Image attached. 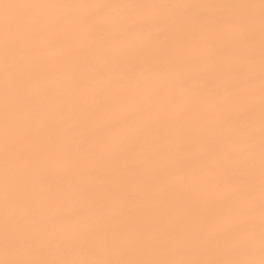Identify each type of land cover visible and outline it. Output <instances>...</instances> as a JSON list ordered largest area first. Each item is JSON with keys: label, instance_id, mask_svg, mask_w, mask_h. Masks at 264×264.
Listing matches in <instances>:
<instances>
[{"label": "bare ground", "instance_id": "obj_1", "mask_svg": "<svg viewBox=\"0 0 264 264\" xmlns=\"http://www.w3.org/2000/svg\"><path fill=\"white\" fill-rule=\"evenodd\" d=\"M260 0H0V3H38L56 5H76L93 3H146V4H193V5H227L252 3L258 5ZM257 18L255 46L259 50V9L251 10ZM181 14V18L196 32L222 33L233 37L237 29L232 24L217 26L209 21L223 18L231 20L241 14L240 9L206 7L195 8L188 12L168 9H142L131 13L133 17L153 15ZM7 14L13 17L22 16L26 20L33 18L63 17L72 22L86 20L96 15L106 30H111L112 17L108 13L96 14L85 8L59 7L39 9H9ZM5 10L0 8V259L5 258L3 248L4 224V55H3V17ZM35 26L28 25L27 29ZM87 24L73 23L54 24L52 36L44 40L29 62L27 71L32 74V81L27 95L37 105L54 109L47 117L48 125L41 133L43 142H51L52 154H42L37 162L27 169H18L19 191L23 197L16 202L19 227L25 232L39 236L41 244L33 257L40 259H204L212 258L218 247L215 241L197 243L193 231L206 218V226L214 231L218 221L212 216L214 206L221 196V190L213 187L205 189L198 186L201 173L198 171L202 159L210 157L207 143L173 138L174 148L171 155L154 157L145 163L148 154L155 153V140L151 145L141 143L136 131L142 129L147 120L157 123L158 129L181 131L191 128L206 141L216 138H228L238 135L237 127L244 117L235 120L229 126L223 122L221 110L214 109L215 97L209 95L212 88L218 87L220 81L208 91L206 82L200 79L199 73L207 72L212 64V56L207 47L201 43L194 45L186 53V58L194 60L187 70L192 71V78L187 87L192 91L177 103L169 97L163 107L155 105L150 112L138 117L131 125L116 123L111 129L115 142L105 146L98 158L84 159L79 150L80 138L70 130L77 119L80 126L91 130L102 124L115 123L131 111L128 106L111 107L101 116L97 107L101 97L97 95L93 78L96 72L90 69L95 63L100 68L97 58L101 53L95 49L93 42L80 39L65 40L58 38L75 29H84ZM25 28H17L11 33L14 39ZM162 32L160 25H153L142 34L143 37L156 36ZM13 62L21 59V54L12 57ZM235 62L238 57L232 56ZM259 73V59L254 65ZM105 84L114 81L113 72L102 71ZM160 76L167 77L171 87L172 71L161 70ZM79 81V82H77ZM256 93L253 103L255 110L256 139L254 147L247 153V158L254 168L255 180L259 185V79L256 81ZM70 110V111H69ZM236 106L233 114L240 112ZM95 142L90 135L89 146ZM78 161L79 163H72ZM137 169L135 176L116 177L114 171L121 166ZM112 179L109 180V176ZM81 185L91 189L97 197L110 193L106 200L108 211L107 227L118 234L116 242L105 241V251L94 257L87 253L86 244L78 239V233L94 225V210L89 208L87 195L80 192ZM258 198V193H257ZM30 200L36 211L29 215L25 210V200ZM70 216L71 222L65 224L64 216ZM55 241L48 247L47 240ZM10 258H19L13 249Z\"/></svg>", "mask_w": 264, "mask_h": 264}, {"label": "snow or ice", "instance_id": "obj_2", "mask_svg": "<svg viewBox=\"0 0 264 264\" xmlns=\"http://www.w3.org/2000/svg\"><path fill=\"white\" fill-rule=\"evenodd\" d=\"M73 7L94 10L95 13H108L112 17L111 30H106L96 15L86 20L72 22L67 18L55 20L33 18L26 20L22 16L13 17L7 14L9 9H39ZM219 7L240 9L241 14L231 20L223 18L203 23H214L217 26L232 24L237 33L225 37L222 33L196 32L181 18V14L153 15L133 17L131 13L142 9L183 10L185 13L195 8ZM5 10L3 17V55H4V224L3 248L5 258L0 264H264V0L259 4L241 3L227 5H193V4H146V3H93L76 5H56L38 3H0ZM259 9V50L255 46L257 18L251 10ZM76 23L87 24L84 29H75L71 33L55 35L65 40L80 39L91 41L101 55L97 58L100 68L93 63L90 69L96 72L93 83L97 95L101 97L97 112L102 114L111 107L128 106L131 111L115 123L102 124L91 130L80 126L77 119L70 130L80 138L79 150L84 159L98 158L105 146L115 142L111 129L116 123L131 125L138 117L150 112L155 105L163 107L169 97L182 103L192 89L187 87L193 72L187 70L194 60L186 58V53L194 45L203 43L212 56V64L207 72L199 73L200 79L206 82L208 91L220 81L219 86L212 88L209 95L215 97L214 109L221 110L223 122L231 126L235 120L244 117L237 127L238 135L228 138H216L206 141L191 128L181 131L158 129L157 123L147 120L142 129L136 131L138 140L151 145L155 140V153L148 154L144 162L154 157L171 155L174 148L173 138L207 143L210 157L201 161L198 171L201 173L198 186L205 189L213 187L221 190V196L214 206L212 216L218 226L211 231L206 226V218L193 229L197 243L215 241L218 247L212 258L204 259H40L30 258L37 252L41 241L33 232H25L19 227L16 209L17 200L23 197L19 191L18 169H27L39 160L42 154H52L51 142H43L41 133L48 125V114L54 109L37 105L27 95L32 81L31 72L26 63L36 54L42 42L52 36L54 24ZM28 25L35 26L27 29ZM153 25H160L162 32L152 37H143ZM17 28H25L16 38L11 33ZM21 54L19 61L13 62V55ZM259 59V73L254 65ZM232 56L238 59L233 62ZM113 72L114 81L105 84L102 71ZM161 70L172 71L171 87L167 77H161ZM259 79V185L257 186L254 168L248 161L247 153L254 147L256 139L255 110L253 98L257 91ZM79 82V81H77ZM238 106L241 111L233 114L232 109ZM70 111V110H69ZM90 135L95 142L89 146ZM72 163H79L73 161ZM137 169L127 165L114 171L116 177L135 176ZM112 175L109 176V180ZM80 192L87 195L88 206L94 210L96 222L82 229L78 239L86 244L89 255L98 257L105 251V241L116 242L118 234L110 231L106 200L110 193L97 197L91 189L81 185ZM258 193V198H257ZM25 210L29 215L35 214V207L30 200H25ZM63 222L69 224L70 216H64ZM52 247L55 241L47 240ZM23 253L19 258H10V252Z\"/></svg>", "mask_w": 264, "mask_h": 264}]
</instances>
